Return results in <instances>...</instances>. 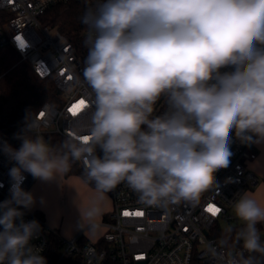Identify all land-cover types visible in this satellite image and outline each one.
Masks as SVG:
<instances>
[{
	"label": "clouds",
	"instance_id": "obj_1",
	"mask_svg": "<svg viewBox=\"0 0 264 264\" xmlns=\"http://www.w3.org/2000/svg\"><path fill=\"white\" fill-rule=\"evenodd\" d=\"M81 23L88 123L53 145L27 117L19 148L0 141L14 162L0 202V264H47L32 244L41 225L24 219L37 203L25 174L49 182L83 161L97 192L126 183L139 202L167 207L219 187L215 173L229 167L234 141L264 147V0H96ZM233 208L241 250L223 251L229 227L206 252L215 264H264V207L244 191ZM99 213L93 203L82 217Z\"/></svg>",
	"mask_w": 264,
	"mask_h": 264
},
{
	"label": "built area",
	"instance_id": "obj_2",
	"mask_svg": "<svg viewBox=\"0 0 264 264\" xmlns=\"http://www.w3.org/2000/svg\"><path fill=\"white\" fill-rule=\"evenodd\" d=\"M69 1L0 0V50L11 47L21 63L30 65L40 79L53 80L59 92L58 105L47 103L53 106L50 112L42 111L44 104L28 118L46 139L51 134L75 138L74 130L88 123V109L93 100L76 47L61 31L43 22L49 9ZM86 2L91 7L96 0ZM82 99L86 106L74 115L70 109ZM163 110L164 104L159 113ZM80 138L83 140V135ZM0 141H7L13 147L8 137L0 136ZM231 151L229 167L215 173L219 187L213 185L197 203L149 206L139 202L126 183L119 184L108 192L113 210L107 218L112 222L102 224L105 231L96 241L84 239L81 234L67 240L51 230L39 215L25 210V221L34 219L41 225L32 244L42 249L41 255L45 257L51 236H57V264H215L206 252V243L219 240L215 227L220 223L238 220L233 208L238 194L255 190L260 184L249 167L258 158L257 146L234 141ZM78 164L85 175L86 163ZM12 166L14 162L0 152V202L9 198L8 173ZM25 175L22 187L27 190L33 177ZM213 207L220 210L218 214L209 211ZM240 250L241 246H236L223 251L235 255Z\"/></svg>",
	"mask_w": 264,
	"mask_h": 264
},
{
	"label": "trees",
	"instance_id": "obj_3",
	"mask_svg": "<svg viewBox=\"0 0 264 264\" xmlns=\"http://www.w3.org/2000/svg\"><path fill=\"white\" fill-rule=\"evenodd\" d=\"M87 8L86 0H70L68 3L52 7L43 18L46 25L57 28L71 40L84 67L87 48L83 41L87 27L81 23V17ZM18 59L11 47L0 50V136L11 139L14 148L20 146L21 141L15 136L22 132L26 118H29L31 113L37 112L45 103H60L59 92L53 80L40 79L27 63L17 64ZM47 138L53 145L65 139L56 134L48 135ZM67 174L84 175L78 162L72 164ZM258 227L262 230L264 225ZM239 228H233L232 231L236 233ZM217 237L220 239L222 235ZM236 246L241 244L234 241L233 247ZM58 255V238L52 235L45 256L47 264H57Z\"/></svg>",
	"mask_w": 264,
	"mask_h": 264
},
{
	"label": "rangeland",
	"instance_id": "obj_4",
	"mask_svg": "<svg viewBox=\"0 0 264 264\" xmlns=\"http://www.w3.org/2000/svg\"><path fill=\"white\" fill-rule=\"evenodd\" d=\"M20 63L21 62L18 59L17 64ZM162 106L163 101H160L155 108V114L159 113ZM257 148L259 153L258 158L251 162L249 167L260 179V184L255 190H249L248 192H252L253 198L264 207V147ZM84 187L95 190L94 185L87 180L86 176L77 174L68 175L67 173L57 177L56 180L41 182L39 186V201L45 206L44 213L46 221L50 225H54L53 227L56 226L57 231L55 232L63 238L65 237L64 232L60 227L61 224L73 226L75 224L86 222L88 218L82 217V213L93 203H96L97 205L96 200L89 203L88 196H91V194L86 192ZM106 195L109 200H112L108 193H106ZM106 221L111 223L112 219L106 217ZM242 225L243 221H240L239 219L230 223L223 222L215 227V231L217 232V236L220 234L224 236L227 234L225 230L229 227L233 229L239 228ZM260 235L264 237V232H260ZM234 241L235 233L232 231V239L229 242L230 246L228 249L233 248Z\"/></svg>",
	"mask_w": 264,
	"mask_h": 264
},
{
	"label": "crops",
	"instance_id": "obj_5",
	"mask_svg": "<svg viewBox=\"0 0 264 264\" xmlns=\"http://www.w3.org/2000/svg\"><path fill=\"white\" fill-rule=\"evenodd\" d=\"M40 184L41 181L33 178L26 190V191H31L37 198L36 205L29 212L36 213L37 215H39L42 219H44V221L47 223V225L51 230L57 231L56 226L53 227L54 225H50L46 221V217L44 213L45 206H43V204H41L39 201ZM84 188L86 192L91 194V196H88L89 197L88 200L90 201L89 203H92L96 200L97 206L100 208V213L96 215L94 218H92L91 221L87 220L84 223L75 224L73 226H67L65 224H61L60 227L64 232V237L69 240L81 234L84 237V239L96 241L99 238H101V236L105 231L102 224L106 221L107 215L113 210V203L111 199L110 200L108 199L106 193L102 194L97 192L96 190H91L88 187L87 188L84 187ZM247 193H249L253 197L252 192H247Z\"/></svg>",
	"mask_w": 264,
	"mask_h": 264
},
{
	"label": "snow or ice",
	"instance_id": "obj_6",
	"mask_svg": "<svg viewBox=\"0 0 264 264\" xmlns=\"http://www.w3.org/2000/svg\"><path fill=\"white\" fill-rule=\"evenodd\" d=\"M86 106V102L82 99L80 100L76 105L73 106V108L70 109V111L73 112V114H77L80 110H82L83 107ZM86 139V138H85ZM210 212H212L214 215L219 213V209L218 208H210L209 209ZM127 215V213H125ZM137 215H141V213H136Z\"/></svg>",
	"mask_w": 264,
	"mask_h": 264
}]
</instances>
